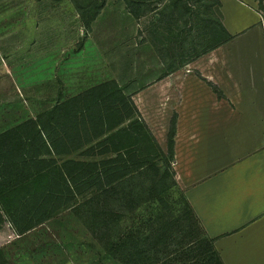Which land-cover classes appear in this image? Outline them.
<instances>
[{
    "label": "rangeland",
    "instance_id": "rangeland-1",
    "mask_svg": "<svg viewBox=\"0 0 264 264\" xmlns=\"http://www.w3.org/2000/svg\"><path fill=\"white\" fill-rule=\"evenodd\" d=\"M100 2L85 27L78 6ZM146 2L137 16L125 0H0V57L5 63L2 71L0 66V126L17 117L10 115L11 108L18 100V107L24 106L22 97L36 116L64 95L109 79L126 94L136 93L221 39L219 26L210 19L215 11L210 0H181L182 13L169 0ZM32 65L35 71L29 70ZM30 74L34 78L27 82ZM13 76L21 82V94ZM79 152L68 156L98 157ZM155 160L158 171L145 167L108 192L83 193L73 205L23 232L5 216L0 223V264H126L110 255L107 242L134 233L145 262L185 258L188 247L176 248L195 240L200 231L171 189L165 195L170 208L159 201L160 189L172 183V176L164 170V155ZM156 177L154 195L151 181ZM125 246L130 258L132 249Z\"/></svg>",
    "mask_w": 264,
    "mask_h": 264
},
{
    "label": "crops",
    "instance_id": "crops-1",
    "mask_svg": "<svg viewBox=\"0 0 264 264\" xmlns=\"http://www.w3.org/2000/svg\"><path fill=\"white\" fill-rule=\"evenodd\" d=\"M216 1L221 39L131 97L164 152L168 122L177 113L172 182L223 264H264V0ZM4 64L1 56V71ZM13 81L21 94V82ZM22 101L0 132L35 116Z\"/></svg>",
    "mask_w": 264,
    "mask_h": 264
},
{
    "label": "trees",
    "instance_id": "trees-1",
    "mask_svg": "<svg viewBox=\"0 0 264 264\" xmlns=\"http://www.w3.org/2000/svg\"><path fill=\"white\" fill-rule=\"evenodd\" d=\"M169 1L182 13L184 6L180 4L181 0ZM261 1L259 5H262ZM125 3L129 11L137 16L149 4L146 0H125ZM216 3V0H210V6ZM101 5L102 2L88 7L78 6L85 27L90 26ZM210 19L220 30H224L214 9ZM213 45L207 46L201 53ZM196 72L219 96L222 94L213 81ZM131 95L126 94L115 79H109L76 96L58 100L35 117L25 118L1 131L0 223L8 216L19 232L28 230L62 208L73 205L83 193L90 190L108 192L145 167L158 171L157 156L164 155V170H170L172 176L177 113L174 111L169 119L164 152ZM75 151H80V155L98 157L82 159L68 156ZM154 179L151 181L152 193L156 192L157 186V177ZM170 189L175 198L178 196L187 206L200 231L190 244L176 248L188 247L184 251L185 258L172 261L159 258L153 263L145 262L140 256L142 247L135 233L126 238L118 236V240L110 238L107 251L126 264H223L213 238L205 233L183 195L176 192L174 182L166 183L160 189L159 201L165 208H170L169 198L165 197ZM155 243V240L152 241V249ZM125 245L132 249L130 258H127ZM177 256L173 259H178Z\"/></svg>",
    "mask_w": 264,
    "mask_h": 264
}]
</instances>
